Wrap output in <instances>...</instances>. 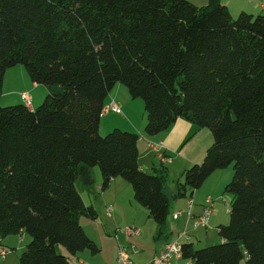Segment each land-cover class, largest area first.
Here are the masks:
<instances>
[{
  "label": "trees",
  "instance_id": "trees-1",
  "mask_svg": "<svg viewBox=\"0 0 264 264\" xmlns=\"http://www.w3.org/2000/svg\"><path fill=\"white\" fill-rule=\"evenodd\" d=\"M16 64L47 89L37 107L0 106V236L28 234L19 264H70L59 245L68 254L98 251L81 224L97 212L76 185L91 188L95 166L101 190L114 177L130 183L162 234L170 214L165 167L140 168L136 132H98L118 83L143 100L146 135L178 118L212 132L172 198L188 193L193 200L214 170L232 165L224 187L229 221L216 226L220 242L196 248L185 227L183 257L264 264V13L233 16L220 0H0V93ZM193 204L171 216L205 227L213 205L207 222L195 225L202 210Z\"/></svg>",
  "mask_w": 264,
  "mask_h": 264
},
{
  "label": "crops",
  "instance_id": "crops-1",
  "mask_svg": "<svg viewBox=\"0 0 264 264\" xmlns=\"http://www.w3.org/2000/svg\"><path fill=\"white\" fill-rule=\"evenodd\" d=\"M192 1L203 5L205 0ZM220 1L228 7L231 14H238L242 10L248 11L252 14L264 13V0ZM31 86L37 87L35 86V83H31ZM24 91L27 90L22 88L17 90L19 95H17L14 90L10 91L9 94L14 95V101L16 103H22L21 93ZM111 100L121 104L122 113L117 114L112 111L105 113L109 119L107 121L104 120V123L100 122L99 130L109 131L112 127H119L124 130L136 132L139 135L138 164L142 170L149 173L154 172V169L156 168L155 166H158V164L154 163L153 159V157H155L158 160V156L149 147V143L160 144V151L165 155L170 156V161L166 160L164 163L158 161L162 166L169 164V167L165 166L166 177L168 172H172L170 181L168 183L166 181L164 186L166 194L170 197L171 205L172 199H177L172 198V195L175 191L176 182L181 181L183 171L191 164L199 163L203 159L205 151L210 145L207 133L200 130L198 132L199 137L197 135H192L191 124L183 118H178L166 131L153 136L146 135L144 132L145 113L143 111L142 101L140 99H132L129 96L127 89L122 85L117 84L113 87L106 98V103ZM32 107H35L33 102ZM178 165L180 166V169H178ZM217 170L218 169L214 170L206 178H209V183H204L207 186L205 189H195L191 194L192 201L194 202L193 209L196 213L201 212L206 197L210 196L214 199L213 208L207 225L202 228H194L190 223H185V217L174 219L171 216L176 210L185 207L187 200L189 199V196L187 195L188 193H186L184 196L179 197L183 198L182 201L170 206V214L162 229V234L157 236L158 228L156 223L148 214L147 209L134 199L129 183L121 177H114L111 178L108 186L104 190H101V177L99 170L96 167L92 168L95 186L93 184L91 188H81L80 190L86 204L91 205L96 210L97 216L95 219L82 218L81 224L86 234L96 243L98 251L93 253L88 249H84L78 251L76 254L67 253L65 255L67 256L69 263L117 264L116 252L118 245L128 247L127 245L130 241H133L134 243H130L131 246L129 244V247L126 248L131 259V264H151V259L158 253L164 242L176 239L178 233L184 230L185 227L188 228L189 233L194 240L198 241V243H209L213 236V228H216L220 222L224 221V216L220 214L223 206L225 212H228L222 201L221 194L218 192L219 189H216V187H210V184L216 180L217 175H220L223 172ZM175 179H177L176 182H174ZM221 183L222 181L220 180L218 186H221ZM95 192L96 194H94ZM106 208H109L110 212H108ZM127 225H134L137 227L140 230L139 235H126L118 231V229ZM150 233L151 247L147 246V240ZM17 236H19L18 249L24 248V243L28 241V237L23 231L18 234L0 236V246L6 249L9 248L10 250V248H13L16 245L14 244L13 238ZM152 243L155 244L152 245ZM145 248L146 250L143 251ZM14 258L17 261L16 255H14ZM5 259H7V257H5ZM0 260H3L1 256ZM182 261V258L174 259L172 264H182Z\"/></svg>",
  "mask_w": 264,
  "mask_h": 264
},
{
  "label": "rangeland",
  "instance_id": "rangeland-1",
  "mask_svg": "<svg viewBox=\"0 0 264 264\" xmlns=\"http://www.w3.org/2000/svg\"><path fill=\"white\" fill-rule=\"evenodd\" d=\"M205 2L207 3V0H205L203 3L206 4ZM232 15L236 16L237 13L236 14H232ZM3 78H4L3 87L1 88V93H0V106H7V105L16 104V102L14 101V95L13 94H9V93L12 90H14V92L17 93V90L22 89V88H25V90H27V91H24L22 93H28L30 95V98H32V102L35 104V107H37V106H39V105H41L43 103V101L45 99V96L47 94L46 86L44 84H39V83L37 84L36 83L35 86H37V87H32L31 86L32 81H31L27 71L25 70L24 65L16 64V65H14L12 67L7 68L5 73H4V77ZM117 85H122L123 87L126 88V86H124L121 83H118ZM127 92H128V90H127ZM17 95H19V93H17ZM139 99L143 103L142 106H143V111H144V102H143V100L141 98H139ZM32 102H31V104H32ZM108 119L109 118H108L107 114H104V115L101 116L100 122L104 123ZM145 119H146V117H145ZM100 122H99V124H100ZM191 127H192V129H191L192 130L191 131L192 135H197L198 137H199V133L198 132L200 130L205 131L207 133V135H208V141L210 142V145H211V143L213 141V138H212V132H211V130L209 128H206V127L199 128V127H197V126H195L193 124H191ZM114 128L115 127H112L111 129H109V131L113 130ZM99 131H98L99 134L100 135L102 134V136L109 132L108 130L107 131L99 130ZM142 137H140V138H142ZM192 140H194V139H192ZM163 157H164L163 161H161L160 158H158V160L161 163L166 162V160L170 161V156H167V155H165L163 153ZM153 159H154V163L158 164V166H155V167L156 168H162V164L155 157H153ZM163 166L164 167L165 166L169 167V164H165ZM95 167L99 170L100 177H102L99 166H95ZM178 169H180V166L178 167ZM217 171H223V172L220 175H217L216 180L210 184V187H216V189H219L218 192L221 194V197L225 198L226 202L229 205L230 204L231 195L224 192V187H225V184H227L232 178V175H233L232 165L230 164L229 166H227L225 168L218 169ZM171 174H172V172H168L167 173V177H166L167 183L170 181ZM182 179H183V174L181 176V181L180 182H182ZM176 180L177 179H175L174 182H176ZM220 180L222 181V183H221V186H218V182ZM204 183H206V184L209 183V178L206 179L205 182L202 183V185L199 187L200 189H205V187H207L206 184H204ZM76 185H77L78 190H80L81 189V185L79 184V182H77ZM129 185H130V183H129ZM94 186H95V184H94ZM130 187H131V185H130ZM199 188H197L196 190H199ZM131 189H132V187H131ZM132 192H133V190H132ZM94 194H96V192ZM182 200H183V198L172 199L170 206H172L174 203L180 202ZM220 214L222 216H224V221L220 222V223L227 224L228 221H229V215H228V212H225L224 206H223V209L220 211ZM213 229H214L213 230V236H212V239H210L209 243H198L197 240H194V244H195L196 248L201 247V246L216 244V243L220 242L219 236L217 234V229L216 228H213ZM26 235H27L28 241H29V236H28V234H26ZM13 239H14V244H16V245L13 248H10V250L8 248L9 252L6 255L7 259L3 258V260H0V264H4V263L5 264H12V263L13 264H19V261H18L19 255L22 252V250L25 248V245H26V243L28 241H26V243H24V248L18 249L17 246H18L19 236L15 237ZM150 242H151V233H150L149 238L147 240V246H149V247H151L150 246ZM130 243H134V242L130 241ZM129 244L127 245L128 247H129ZM154 244L155 243H152V245H154ZM130 246H131V244H130ZM128 247H126V248H128ZM145 250H146V248L143 251H145ZM58 251H60L62 254H67L68 253L66 251V249L63 246H61V245L58 246ZM14 255H16L17 261L14 258ZM71 264H73V263H71Z\"/></svg>",
  "mask_w": 264,
  "mask_h": 264
},
{
  "label": "built area",
  "instance_id": "built-area-1",
  "mask_svg": "<svg viewBox=\"0 0 264 264\" xmlns=\"http://www.w3.org/2000/svg\"><path fill=\"white\" fill-rule=\"evenodd\" d=\"M22 102L31 107V98L28 93H22L21 94ZM108 111H112L114 113H122L121 104L111 100L109 104H107L103 110L102 115L107 113ZM149 147L157 154L158 158H160L161 161L164 160L163 153L160 151V145L149 143ZM223 203H225V207L228 211V203L226 202V199L222 197ZM214 199L210 196L205 198V203L202 207V214L200 215L199 219L196 220L195 225L198 224H205L207 222V219L210 214L211 206L213 205ZM192 207V200L188 199L187 201V209L190 210ZM108 212H110L109 208H106ZM182 211H177L174 213V216H179ZM189 212V211H188ZM118 231L126 234V235H139L140 230L135 227L134 225H127L121 229H118ZM181 237V234L178 233L177 238L170 241H165L162 245L161 249L158 251V253L151 259V264H172V261L174 259H183L182 264H193V260L191 258H184L180 249L181 243L179 242V238ZM9 250L3 247H0V256L2 258H5L8 254ZM116 262L117 264H131V259L128 254V251L125 246L118 245V249L116 252Z\"/></svg>",
  "mask_w": 264,
  "mask_h": 264
},
{
  "label": "clouds",
  "instance_id": "clouds-1",
  "mask_svg": "<svg viewBox=\"0 0 264 264\" xmlns=\"http://www.w3.org/2000/svg\"><path fill=\"white\" fill-rule=\"evenodd\" d=\"M4 248V247H3Z\"/></svg>",
  "mask_w": 264,
  "mask_h": 264
}]
</instances>
